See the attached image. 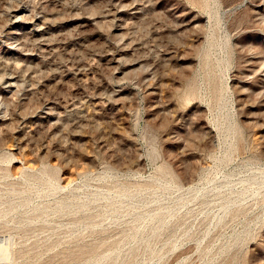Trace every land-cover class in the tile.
Masks as SVG:
<instances>
[{
  "label": "rangeland",
  "instance_id": "1",
  "mask_svg": "<svg viewBox=\"0 0 264 264\" xmlns=\"http://www.w3.org/2000/svg\"><path fill=\"white\" fill-rule=\"evenodd\" d=\"M263 10L0 0V264H264Z\"/></svg>",
  "mask_w": 264,
  "mask_h": 264
},
{
  "label": "bare ground",
  "instance_id": "2",
  "mask_svg": "<svg viewBox=\"0 0 264 264\" xmlns=\"http://www.w3.org/2000/svg\"><path fill=\"white\" fill-rule=\"evenodd\" d=\"M22 11V10H21ZM21 11H17L14 10L12 12V17L14 19H17V17L19 16V13ZM264 11V10H263ZM37 20V19H36ZM10 35L13 33L11 30L8 32ZM78 71V70H77ZM10 76V75H9ZM14 80L12 79V77H4L2 79V83L6 84L8 87L13 86L14 85ZM84 83V82H83ZM65 103V102H64ZM49 105V104H48ZM6 237V236H5ZM4 237V238H5ZM1 238V237H0ZM3 238V237H2ZM9 241V238H8ZM8 243L5 239L3 242H0V261L2 262H8L10 259V253H9V249H8ZM11 260V259H10Z\"/></svg>",
  "mask_w": 264,
  "mask_h": 264
}]
</instances>
